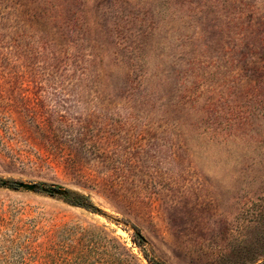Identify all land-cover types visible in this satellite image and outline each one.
Returning a JSON list of instances; mask_svg holds the SVG:
<instances>
[{
    "label": "rangeland",
    "instance_id": "374dc122",
    "mask_svg": "<svg viewBox=\"0 0 264 264\" xmlns=\"http://www.w3.org/2000/svg\"><path fill=\"white\" fill-rule=\"evenodd\" d=\"M143 251L264 264V0H0V264Z\"/></svg>",
    "mask_w": 264,
    "mask_h": 264
},
{
    "label": "trees",
    "instance_id": "16d2710c",
    "mask_svg": "<svg viewBox=\"0 0 264 264\" xmlns=\"http://www.w3.org/2000/svg\"><path fill=\"white\" fill-rule=\"evenodd\" d=\"M69 202L87 211H90L93 213L99 212V209H97V207L90 201V199L84 195H76L73 198H71ZM132 228L134 230V234H133L134 243L137 244L139 247H143L144 241H143L142 236L139 234L138 229L136 227H132ZM143 252L149 264H167L166 262L157 258L156 256L150 255L146 253V251H143ZM81 253L83 254V252Z\"/></svg>",
    "mask_w": 264,
    "mask_h": 264
},
{
    "label": "water",
    "instance_id": "95a60500",
    "mask_svg": "<svg viewBox=\"0 0 264 264\" xmlns=\"http://www.w3.org/2000/svg\"><path fill=\"white\" fill-rule=\"evenodd\" d=\"M17 185L20 188H24L27 190H34L36 188V186L34 184H30V183H18Z\"/></svg>",
    "mask_w": 264,
    "mask_h": 264
}]
</instances>
